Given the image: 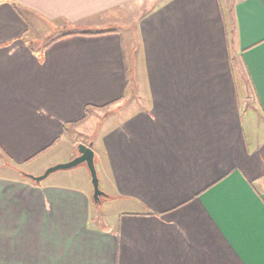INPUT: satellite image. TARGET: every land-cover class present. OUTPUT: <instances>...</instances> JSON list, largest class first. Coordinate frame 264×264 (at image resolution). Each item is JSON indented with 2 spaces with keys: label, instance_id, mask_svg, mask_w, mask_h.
Instances as JSON below:
<instances>
[{
  "label": "crops",
  "instance_id": "crops-1",
  "mask_svg": "<svg viewBox=\"0 0 264 264\" xmlns=\"http://www.w3.org/2000/svg\"><path fill=\"white\" fill-rule=\"evenodd\" d=\"M0 264H264V0H0Z\"/></svg>",
  "mask_w": 264,
  "mask_h": 264
},
{
  "label": "water",
  "instance_id": "water-1",
  "mask_svg": "<svg viewBox=\"0 0 264 264\" xmlns=\"http://www.w3.org/2000/svg\"><path fill=\"white\" fill-rule=\"evenodd\" d=\"M79 156L75 157L73 160L64 163L58 164L47 169V171L39 177H32L36 181H41L49 176L51 173L58 170H66L79 166L80 164L87 163L88 168L91 173L92 183L94 186V197L97 201L100 200L105 193L100 189L99 186V176L95 164V151L92 148V145L80 144L78 146Z\"/></svg>",
  "mask_w": 264,
  "mask_h": 264
},
{
  "label": "rangeland",
  "instance_id": "rangeland-1",
  "mask_svg": "<svg viewBox=\"0 0 264 264\" xmlns=\"http://www.w3.org/2000/svg\"><path fill=\"white\" fill-rule=\"evenodd\" d=\"M152 2V1H151ZM151 6H152V3H151ZM137 40V38H136ZM135 71H136V67H135ZM139 71V70H138ZM135 76L136 78L138 77L137 76V71L135 72ZM80 144H83V143H80ZM79 144V145H80ZM78 145V146H79ZM69 162V161H68ZM64 163H67V162H64ZM64 163H58V164H64ZM56 164V165H58ZM55 166V165H54ZM53 167V166H52ZM82 167H88L87 163H83V164H80L79 166L77 167H74V168H71V169H66V170H58L56 172H53V173H65V172H69V171H72L71 173H75V174H80V169ZM50 168V167H49ZM89 169V168H88ZM97 169V168H96ZM90 171V170H89ZM46 172V171H45ZM98 172V170H97ZM99 186H100V189L102 190V185H100L99 183ZM93 198H94V206H95V211L98 215H101L103 216L101 213H109L110 211H112V206H110V204H108V201L106 199V197H101L99 201H97L94 197V194H93ZM94 208V207H93ZM94 212V210H93Z\"/></svg>",
  "mask_w": 264,
  "mask_h": 264
},
{
  "label": "trees",
  "instance_id": "trees-1",
  "mask_svg": "<svg viewBox=\"0 0 264 264\" xmlns=\"http://www.w3.org/2000/svg\"><path fill=\"white\" fill-rule=\"evenodd\" d=\"M70 34H73V33H68L67 35H70Z\"/></svg>",
  "mask_w": 264,
  "mask_h": 264
}]
</instances>
